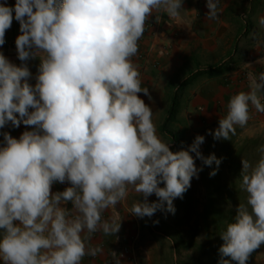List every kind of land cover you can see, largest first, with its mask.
Listing matches in <instances>:
<instances>
[{
    "label": "clouds",
    "instance_id": "9594fccd",
    "mask_svg": "<svg viewBox=\"0 0 264 264\" xmlns=\"http://www.w3.org/2000/svg\"><path fill=\"white\" fill-rule=\"evenodd\" d=\"M183 5L184 0H16L10 6L0 0V46L15 19L17 58L23 62L17 65L0 52V130L9 122L32 126L19 138L0 131L2 264H82L86 256L103 254L91 242L94 234L118 239L122 219L116 209L129 189L139 194L130 214L151 218L157 211L175 213L174 199H182L203 170L197 158L204 166L215 163L209 175L217 174L222 158L203 155L205 136L172 151L139 95L152 99L133 62L146 21L160 12L183 26ZM220 5L206 0L207 20L219 18ZM258 24L264 28V16ZM35 58L40 64L33 85L27 61ZM226 107L219 127L209 130L215 140H231L237 126L247 125L251 109L264 113V72L249 74L248 91L233 95ZM258 151L255 164L242 159L240 188L247 198L220 234L218 264H249L264 245V145ZM65 182L70 186L52 191ZM153 194L157 199L149 201ZM109 264H123L122 255L112 251Z\"/></svg>",
    "mask_w": 264,
    "mask_h": 264
},
{
    "label": "crops",
    "instance_id": "0c3cea01",
    "mask_svg": "<svg viewBox=\"0 0 264 264\" xmlns=\"http://www.w3.org/2000/svg\"><path fill=\"white\" fill-rule=\"evenodd\" d=\"M16 0H7L10 6ZM223 9L217 20H207L209 11L206 0H184V9L181 10L183 26L175 20L169 19L166 14L154 12L151 17L156 24L155 36H142L141 49L146 51L145 59L133 57L138 66L141 86L150 90L152 99L140 93L146 104L152 109V119L156 126V133L162 141L173 144L170 138L161 131L170 105L172 91L178 89V84L187 76L209 65L219 64L230 59L232 69L225 78L201 75L181 92V109L174 124V130H184L186 140L199 135L208 136L209 130L215 131L219 127V120L227 113L229 99L240 91H248L249 74L257 76L264 72V28L258 24V18L264 16V0H221ZM158 17V19H157ZM20 34L19 22L13 19L11 27L6 30L5 44L0 46L2 52L11 62L20 65L23 63L17 58L16 38ZM27 64L32 72L29 82L36 83V75L40 64L39 58L30 59ZM245 133V137L264 136V113L251 109V118L244 127L237 126ZM32 126L21 123L14 128L11 123L3 130L13 137L19 136ZM0 140L3 137L0 136ZM70 186L68 182L55 183L52 191H63ZM142 200L143 197H140ZM155 194L149 201H155ZM139 202V194L129 189V195L123 204L117 205V213L121 221V229L115 236H104L96 233L92 244L100 245L103 254L97 257L86 256L82 264H109L111 253L115 251L122 255L123 264H130L122 249L128 246L131 238L138 237V255L142 264H164L161 255V243L165 236L155 231L154 223L157 211L151 218H139L130 214L134 203ZM71 207V203L67 205ZM105 217L111 215L106 212ZM154 233H158L159 235ZM162 241V242H161Z\"/></svg>",
    "mask_w": 264,
    "mask_h": 264
},
{
    "label": "rangeland",
    "instance_id": "374dc122",
    "mask_svg": "<svg viewBox=\"0 0 264 264\" xmlns=\"http://www.w3.org/2000/svg\"><path fill=\"white\" fill-rule=\"evenodd\" d=\"M180 96L182 98L181 93ZM194 138L186 140L184 150ZM261 145H264V136L247 138L243 130L237 127L231 140H215L210 134L205 136V142L200 148L203 155L207 157L214 153L222 158L216 174L218 178L209 175L216 167L215 163L211 167L204 166L203 161L197 158V167H203L199 178L193 177L191 187L182 199H174L175 213L165 212L163 219L154 224L155 231L165 235L160 246L164 264H218L220 259L213 257L215 254L220 256L218 250L224 243L220 234L226 230L230 220L234 221L236 208L245 203L247 198V193L240 188L242 159L255 164L261 155L258 151ZM240 147L243 148L239 154ZM192 155L195 157V153ZM217 182L220 183V192L214 191ZM158 233L153 235L158 236ZM177 255L179 259H173ZM138 261L142 264L139 255ZM149 263H153L152 258ZM249 264H264V245L251 255Z\"/></svg>",
    "mask_w": 264,
    "mask_h": 264
},
{
    "label": "trees",
    "instance_id": "16d2710c",
    "mask_svg": "<svg viewBox=\"0 0 264 264\" xmlns=\"http://www.w3.org/2000/svg\"><path fill=\"white\" fill-rule=\"evenodd\" d=\"M233 59V54H230V59L221 62L219 64H215V65H209L203 69H198L197 71H193L191 72L187 78L182 81L180 84H178V89L176 91H172V97H171V103L168 107L167 110V115L165 118L164 123L161 126V131L170 138V142L173 144L171 147L172 151H179L184 149V147L186 146V133L184 130H174V124L177 122V117L178 114L180 112L181 109V96L180 93L182 92V90L184 88H186L188 85H190L194 80H196L199 76L201 75H208L211 77H221L223 76L225 78L226 74L232 69L231 66V62ZM250 140V139H249ZM248 143V142H247ZM243 147H240L238 149L239 154L241 152ZM216 178H218V175L215 176ZM220 183L217 182V187L214 190L215 192H220V189L218 187ZM212 197V194H211ZM166 211H162L160 215H157L155 220H162L163 216L165 214ZM233 220H230V222H228V224L232 223ZM156 224V223H154ZM227 224V226H228ZM227 228V227H226ZM225 230H222V232ZM173 234H175V231L173 232ZM180 239V238H179ZM213 259H220V256L218 254H215V256L213 257ZM186 264V263H184Z\"/></svg>",
    "mask_w": 264,
    "mask_h": 264
},
{
    "label": "built area",
    "instance_id": "2783aa9c",
    "mask_svg": "<svg viewBox=\"0 0 264 264\" xmlns=\"http://www.w3.org/2000/svg\"><path fill=\"white\" fill-rule=\"evenodd\" d=\"M155 22L153 20H151L150 18H148V20L146 21V25H145V33L143 36H155ZM141 41H139V51L137 53V58L138 59H145L146 57V51L141 49ZM131 243L128 246L123 247L122 249V253L126 256V258L128 259V261L130 262V264H139L138 261V237H132L131 238Z\"/></svg>",
    "mask_w": 264,
    "mask_h": 264
}]
</instances>
